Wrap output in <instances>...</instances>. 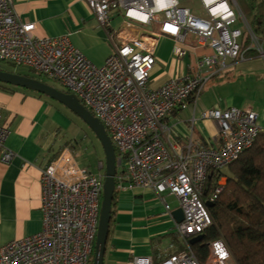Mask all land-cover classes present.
Instances as JSON below:
<instances>
[{
    "label": "built area",
    "instance_id": "obj_1",
    "mask_svg": "<svg viewBox=\"0 0 264 264\" xmlns=\"http://www.w3.org/2000/svg\"><path fill=\"white\" fill-rule=\"evenodd\" d=\"M187 1L86 0L107 30L114 14L125 19L113 29L119 46L102 66H96L72 45L68 35L37 39L35 24L20 18L13 0H0V61L26 66L60 82L102 122L115 146L116 190H151L169 214L172 209L165 195L178 200L184 219L176 229L187 240L186 247L160 264H231L223 240L209 244L204 262L191 250L189 240L213 223L207 202L213 203L226 185L225 177L219 178L206 199L210 171L236 161L253 146L264 126L252 110H206L202 119L215 121L220 134L216 142L200 148L192 140L186 144L174 140L167 119L189 100L197 101L210 80L227 75L234 63L246 60L248 50L255 49L264 58V49L231 0H200L204 16L183 7ZM240 19L248 27L245 31L237 26ZM153 24L160 26L159 33L134 31ZM189 33L197 35L212 53L197 57L190 73L151 89L160 39L175 41L173 58L181 61L187 55ZM246 36L252 44L244 49ZM9 133L0 125L4 163L14 157L5 146ZM104 181L105 174L94 175L65 148L42 172V230L3 245L0 264H91ZM133 264L154 262L139 256Z\"/></svg>",
    "mask_w": 264,
    "mask_h": 264
},
{
    "label": "crops",
    "instance_id": "obj_2",
    "mask_svg": "<svg viewBox=\"0 0 264 264\" xmlns=\"http://www.w3.org/2000/svg\"><path fill=\"white\" fill-rule=\"evenodd\" d=\"M13 5L23 21L35 24L37 39L68 35L72 45L96 66H102L119 46L113 29L122 26L124 17L114 14L107 30L97 21L86 0H13ZM193 9L198 13V9ZM143 27L138 26L134 31L149 34ZM167 39L173 44L162 60V44ZM187 42L186 57L176 61L173 58L175 41L171 37L160 39L157 63L149 82L151 89L160 88L175 76L190 73L197 57L212 53L193 33L187 35ZM57 105L54 99L38 92L0 85V125L9 129L5 146L14 154L9 163L2 162L0 147V249L13 240L42 230L41 177L52 160L70 148L78 163L86 167L81 162L85 163V159H77V150H74L77 147L65 144L61 135L64 122ZM230 107L252 110L264 126V58L255 56L234 63L227 75L207 83L197 101L189 100L173 112L167 119L173 128V139L182 144L192 140L196 147H208L219 139L220 127L213 120L202 119V112ZM101 164L105 168L102 160L99 170L103 169ZM117 192L116 214L110 225L104 264H133L134 257L139 256L151 257L155 264L158 258L174 250L173 246H178L179 243L170 244L173 234H178L179 246L186 247L187 240L177 232L178 222L173 215L180 205L171 207L169 214L151 190ZM165 197L168 201L173 196L166 194ZM191 239L189 242L193 245ZM231 264L235 263L231 261Z\"/></svg>",
    "mask_w": 264,
    "mask_h": 264
},
{
    "label": "trees",
    "instance_id": "obj_3",
    "mask_svg": "<svg viewBox=\"0 0 264 264\" xmlns=\"http://www.w3.org/2000/svg\"><path fill=\"white\" fill-rule=\"evenodd\" d=\"M241 5L253 33L264 49V1L241 0ZM251 44L250 37L246 36L244 49L249 48ZM255 56L258 57L255 49L247 51L248 58ZM0 85L16 88L1 83ZM221 177L226 178L225 188L211 205H207L213 223L200 235L202 239L199 242L190 245L191 250L199 261L204 262L210 253L209 244L221 239L226 243L235 264H264V132L236 161L218 171H210L211 185L206 199ZM117 197L116 190L111 223L116 214ZM170 239L171 246L180 244L178 234L171 235ZM179 244L173 246L174 250L166 256L158 258L155 264H160L181 252L183 247Z\"/></svg>",
    "mask_w": 264,
    "mask_h": 264
},
{
    "label": "water",
    "instance_id": "obj_4",
    "mask_svg": "<svg viewBox=\"0 0 264 264\" xmlns=\"http://www.w3.org/2000/svg\"><path fill=\"white\" fill-rule=\"evenodd\" d=\"M0 83L35 91L60 102L74 111L90 127L100 141L105 154V181L103 186L98 233L94 250L95 253L92 264H104L111 225L112 204L116 191L117 174L115 146L111 137L107 133L105 126L86 106L81 103L78 96L73 93H66L41 80L4 70H0ZM210 185L211 179L209 178L206 192L209 190ZM207 205H211L210 202H207ZM173 215L178 223H181L184 219L183 210L181 208L173 211ZM201 239L202 236L195 237L191 239V244H195Z\"/></svg>",
    "mask_w": 264,
    "mask_h": 264
},
{
    "label": "rangeland",
    "instance_id": "obj_5",
    "mask_svg": "<svg viewBox=\"0 0 264 264\" xmlns=\"http://www.w3.org/2000/svg\"><path fill=\"white\" fill-rule=\"evenodd\" d=\"M233 3L236 6V8H238L243 13V15L245 16V19H247L245 13L241 9L242 7L241 0H233ZM182 6L189 7V8L190 7L196 8L198 9V14H200L201 16H204V14L201 12L202 5H201L200 0H189L187 2H183ZM247 22H248V19H247ZM248 25L251 28L249 22H248ZM237 26L238 28H241L243 31H245V29L248 28L247 25L244 24L242 19L239 20V23ZM143 28L150 32H154V33L160 32V26L157 24H154L153 26H148V27L144 26ZM172 44L173 42H171L170 40L168 39L164 40L162 44V51H161L162 60L168 56L169 51L172 48ZM0 69L7 71V72L20 74V75H26V76L28 75V76L40 79L59 90H63V91L68 90L60 82L44 77L41 74L36 73L33 70H30V68L26 66H17L14 64H10L8 62L0 61ZM54 101L56 102V104H58L57 107L61 111V121L64 122L62 130H61V135H63L65 144L68 147H77V149L74 148V150H77L76 151L77 159H80V160L85 159L86 160L85 163L83 161L81 162L94 175H97L99 173L105 174V168L99 170V167H98L100 161L103 160L105 162V154H104L102 145L100 141L98 140V138L96 137V135L93 133L90 127L74 111H72L65 105L61 104L60 102L56 100ZM168 202L170 203L173 209L179 207V202L174 197H169ZM94 253L95 251L93 252L92 257H91L92 261L94 259Z\"/></svg>",
    "mask_w": 264,
    "mask_h": 264
}]
</instances>
